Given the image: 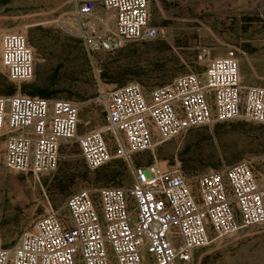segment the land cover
Instances as JSON below:
<instances>
[{"label": "built area", "instance_id": "obj_1", "mask_svg": "<svg viewBox=\"0 0 264 264\" xmlns=\"http://www.w3.org/2000/svg\"><path fill=\"white\" fill-rule=\"evenodd\" d=\"M99 3L114 19L113 32L95 35H103L107 48L165 35L152 21L150 0ZM96 10L97 0H83L78 13L93 22ZM0 62L12 82L34 78L36 56L26 33L0 28ZM97 100L105 103L106 124L82 130L90 121L81 120L80 101L0 94L8 169L41 181L59 167L62 149L76 142L88 168L122 159L133 174L128 187L69 194L66 215L51 207L17 245L0 246V264H189L198 248L264 223V185L250 159L192 179L155 162H134L136 154L190 129L239 118L264 124V86L243 84L233 52L210 58L202 72L147 89L128 82L102 90Z\"/></svg>", "mask_w": 264, "mask_h": 264}, {"label": "rangeland", "instance_id": "obj_2", "mask_svg": "<svg viewBox=\"0 0 264 264\" xmlns=\"http://www.w3.org/2000/svg\"><path fill=\"white\" fill-rule=\"evenodd\" d=\"M82 1L0 0V28L26 33L36 56L31 81L12 82L1 62L0 75L14 85L13 93L38 90L51 94L46 97L82 102L81 120L90 121L82 130L106 124L105 103L97 100L102 90L132 81L146 89L158 86L180 74L202 72L210 58L231 52L239 61L243 84L264 86V0H150L152 21L164 27L165 35L114 49L103 45V35L95 37L106 28L115 29L110 12L97 0L98 19L85 21L78 13ZM0 94H7L1 83ZM3 156L0 140V246L8 248L17 245L51 207L66 215L69 194L128 187L133 181L131 168L122 159L88 168L76 142L62 149L59 167L41 181L8 169ZM263 157L264 124L239 118L160 141L136 154L134 162H155L192 179L250 159L264 185ZM189 264H264V223L198 248Z\"/></svg>", "mask_w": 264, "mask_h": 264}, {"label": "trees", "instance_id": "obj_3", "mask_svg": "<svg viewBox=\"0 0 264 264\" xmlns=\"http://www.w3.org/2000/svg\"><path fill=\"white\" fill-rule=\"evenodd\" d=\"M0 83L5 87V93L7 94H13L14 92V85L8 81L6 77L3 75H0ZM26 91V90H24ZM31 94H40L42 96H51L50 93L44 92V91H38V90H32L30 91Z\"/></svg>", "mask_w": 264, "mask_h": 264}]
</instances>
